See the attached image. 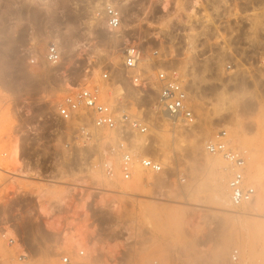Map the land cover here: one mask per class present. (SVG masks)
<instances>
[{"label": "rangeland", "instance_id": "1", "mask_svg": "<svg viewBox=\"0 0 264 264\" xmlns=\"http://www.w3.org/2000/svg\"><path fill=\"white\" fill-rule=\"evenodd\" d=\"M78 2L68 0L67 20L48 19L61 37L59 65L30 66L20 51L7 60L13 66L0 71V182L8 183L0 218L13 223L35 264H59L63 253L75 264H229L233 246L249 264H264V80L213 74L202 80L206 94L196 124L170 130L165 119L154 121L149 154L164 163L165 173L114 183L86 167L77 174L62 149L75 125L60 120L55 103L78 84L106 91L104 73L130 85L120 71L124 30L83 22L90 17L76 16ZM34 40L38 50L45 46ZM219 127L250 152L248 175L258 196L242 209L229 203L224 160L204 151ZM75 183L82 185L77 195L71 194ZM1 255L12 254L3 247Z\"/></svg>", "mask_w": 264, "mask_h": 264}, {"label": "built area", "instance_id": "2", "mask_svg": "<svg viewBox=\"0 0 264 264\" xmlns=\"http://www.w3.org/2000/svg\"><path fill=\"white\" fill-rule=\"evenodd\" d=\"M113 1H92L87 9L90 18L83 22L110 32L124 30L120 71L130 85L115 83L104 73L106 91L99 85L78 84L55 103L60 120L75 125L62 144L63 158L77 174L86 167L110 183L130 181L141 172H166L164 163L149 154L154 121L165 119L170 130L196 124L206 94L203 79L214 74L264 80V0H119L125 11ZM60 38L53 36L43 52H27L28 65H59ZM204 151L224 160L232 207L242 209L255 201L258 189L249 180L247 148L234 146L228 130L219 127L205 140ZM18 160L22 161L19 153ZM7 185L0 182V196L8 192ZM79 187L80 183L71 184V194L77 195ZM0 221V264H35L36 256L13 223L7 217ZM3 247L12 255H1ZM123 252L126 248L119 255ZM92 258L98 255L93 253ZM59 264L75 260L63 253ZM229 264H249L240 246L231 248Z\"/></svg>", "mask_w": 264, "mask_h": 264}, {"label": "crops", "instance_id": "3", "mask_svg": "<svg viewBox=\"0 0 264 264\" xmlns=\"http://www.w3.org/2000/svg\"><path fill=\"white\" fill-rule=\"evenodd\" d=\"M92 1L79 0L74 6L76 16L87 14ZM70 11L68 0H0V71L13 66L7 60L13 62L20 51L43 52L47 42L58 34L48 28V19L59 15L67 20ZM35 35L40 43H45L42 49L36 48Z\"/></svg>", "mask_w": 264, "mask_h": 264}, {"label": "bare ground", "instance_id": "4", "mask_svg": "<svg viewBox=\"0 0 264 264\" xmlns=\"http://www.w3.org/2000/svg\"><path fill=\"white\" fill-rule=\"evenodd\" d=\"M114 3H117L118 5H121V8L124 6H122V3L121 2H117V1H113ZM21 162V161H20ZM24 173V172H23ZM26 174V173H25ZM25 174H24V176H25ZM152 176V175H151ZM150 178V177H149ZM152 179V178H151ZM223 200V199H222ZM225 201L226 200H224V203H225ZM230 203V202H229ZM228 205V204H227ZM252 256H254V255H252ZM256 256H257V254H255V258H256Z\"/></svg>", "mask_w": 264, "mask_h": 264}]
</instances>
